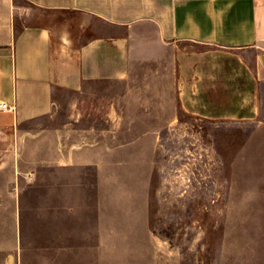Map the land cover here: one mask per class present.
I'll list each match as a JSON object with an SVG mask.
<instances>
[{"label": "crops", "instance_id": "crops-1", "mask_svg": "<svg viewBox=\"0 0 264 264\" xmlns=\"http://www.w3.org/2000/svg\"><path fill=\"white\" fill-rule=\"evenodd\" d=\"M46 12L64 20L51 23ZM73 14L86 22L78 31ZM96 21L111 32L87 35ZM226 63L247 75L241 96L253 115L243 120H261L264 0H0V98L15 106L0 110V167L5 161L18 175L26 158L51 164L70 201H93L94 230L75 251L80 264H181V251L151 230L150 177L161 129L179 122L178 82L214 97V74ZM95 82L124 85L109 126L71 117L51 129L24 128L55 116L60 91L81 93Z\"/></svg>", "mask_w": 264, "mask_h": 264}, {"label": "rangeland", "instance_id": "rangeland-1", "mask_svg": "<svg viewBox=\"0 0 264 264\" xmlns=\"http://www.w3.org/2000/svg\"><path fill=\"white\" fill-rule=\"evenodd\" d=\"M69 18L76 30L86 23L79 15ZM48 19L64 20L52 15ZM102 25L96 21L97 28L87 35L111 32ZM187 44L189 50L202 49ZM228 65L214 74V97L197 95L196 86L186 89L179 81V122L161 129L150 177V226L181 251V264H264V98L262 119L243 120L253 115L241 96L247 75L239 64L233 73L231 64L230 73ZM137 85L144 87V81ZM123 87L95 82L81 93L60 91L55 116L24 128L51 129L68 124L71 117L109 126L110 106ZM220 91L225 94L220 96ZM183 104L198 114L185 112ZM14 147L15 143L8 146ZM26 160L28 167L18 175L5 161L0 167V264L83 263L75 251L86 242L82 236L94 230L93 201L78 206L74 194L70 201L68 191L56 186L51 164ZM64 247H71L72 254L57 251Z\"/></svg>", "mask_w": 264, "mask_h": 264}, {"label": "built area", "instance_id": "built-area-1", "mask_svg": "<svg viewBox=\"0 0 264 264\" xmlns=\"http://www.w3.org/2000/svg\"><path fill=\"white\" fill-rule=\"evenodd\" d=\"M15 109L14 104H11L4 99L0 98V110L1 111H12Z\"/></svg>", "mask_w": 264, "mask_h": 264}]
</instances>
